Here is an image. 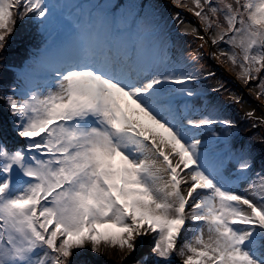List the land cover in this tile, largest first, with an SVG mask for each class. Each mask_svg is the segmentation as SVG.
I'll list each match as a JSON object with an SVG mask.
<instances>
[{
	"label": "snow or ice",
	"instance_id": "6c2138e0",
	"mask_svg": "<svg viewBox=\"0 0 264 264\" xmlns=\"http://www.w3.org/2000/svg\"><path fill=\"white\" fill-rule=\"evenodd\" d=\"M173 3L200 19L212 45L228 46L219 57L264 97V0ZM60 7L0 0V49L17 19L46 33ZM158 27L137 23L145 37ZM144 50L143 41L137 48L94 37L78 56L45 65L48 88L34 86L32 65L17 75L22 88L0 96L25 141L10 149L0 140V264H71L89 246L135 252L137 238L149 235L156 264H264V176L250 196L232 191L225 161L210 165L199 138L211 131L218 139L214 126L236 125L180 120L175 105L187 107L200 78L159 72ZM252 161L244 148L228 158L240 173Z\"/></svg>",
	"mask_w": 264,
	"mask_h": 264
},
{
	"label": "rangeland",
	"instance_id": "374dc122",
	"mask_svg": "<svg viewBox=\"0 0 264 264\" xmlns=\"http://www.w3.org/2000/svg\"><path fill=\"white\" fill-rule=\"evenodd\" d=\"M68 1L69 0H66V3ZM133 3L134 2L132 1L128 7H132ZM157 7H164L163 2L159 0L158 3L154 2V4H150V9L147 12L149 13L148 18L142 15L137 17L139 14H134L130 8L124 13L121 10H114L109 16H107L105 11L98 16V12L96 11L95 16L98 17L93 22L91 32L89 31V33H86L87 27H78L75 22L76 16H69L67 11H64L65 14L59 16V19L61 17L62 21L70 25L73 30L77 31L78 29L84 33L81 36V43L83 45L87 44L88 41L91 42L94 37L121 45H127L128 47L135 46L137 48L140 47L141 42L143 41L145 50L142 55L145 62H157L159 72L170 73L174 71L177 75L190 74L199 77L200 79L196 84L190 85L197 93V96L188 101L187 107H185L183 101H178L175 105V114L180 120L188 118L200 119L203 116H210L218 120L227 119L234 123L235 112L231 109L232 104L230 102L228 104V97L230 94L226 93V89H224V87L232 81L235 82L236 85L241 84V80L237 75V70L231 65L230 66L232 68L227 66L226 63H222L224 69H220L221 72L219 71V75H217V80L222 83V87L219 91H215L218 94H212L211 80L203 81V68L206 67L207 64H213L214 62V60L209 57L210 53L211 57L217 60L216 55L212 54V48L214 53L216 52V45H212L210 38L211 33L206 32L205 28H201L203 23L200 19L199 23L196 24L189 17V15L180 16L177 19L175 15L168 11L170 13L169 16L166 18L161 16L159 17L157 12H155V9L160 10V8ZM109 8L113 9V6L110 5ZM89 17L90 15H88L86 19H81L80 22L86 24ZM138 22H142L144 25H158L159 27L156 35L154 37H145L137 29ZM221 22H223V20H221ZM197 26L198 28H196ZM16 34V31H14L13 34L6 40L5 47L0 49V56L2 52H6V55L4 56L6 57V60L10 56L11 43L15 39ZM198 36H204L205 39L202 41L198 38ZM126 41L128 42L127 44H125ZM223 50L229 51L230 49L226 45ZM193 55H198L199 59L194 61L192 59ZM219 61H222V57H220L218 62ZM1 64L2 61L0 60V71L4 68ZM34 66L35 69L37 68L39 70V73H42L41 75L47 74L45 71V65L44 67L42 66V69L36 64H34ZM220 74H223L222 78H218L220 77ZM213 83V85H217V82ZM13 85V88L17 87L16 84ZM34 86L40 90H44L51 86V79L49 76H42L38 82L34 83ZM20 87L22 88L23 85H20ZM168 87L171 88L174 86L169 85ZM240 87H242L245 91V87L242 85ZM251 88H253L254 91H259L254 87ZM238 92H240L239 89ZM232 93L234 94L231 95H235L234 97L239 98L240 101L239 103H235L234 101L232 102L236 109L238 108L240 111H248L249 113L254 114L252 116H257L258 113L247 101H245L244 96L235 92ZM225 105H229V109L224 108ZM9 125H12L10 132L5 129V124H3L7 133L6 136H4V142L10 149L23 146L25 141L16 135L14 122L12 124L9 123ZM213 130L217 132L218 139L211 135V131L205 132L199 137L204 141V146L207 151L209 150L212 154L216 155V153H222L231 148L233 154L235 147H237V145L240 147V143L237 144L236 142L237 139L232 138L233 128L226 129L223 125H216ZM209 164H214L213 161L211 162V158H209ZM222 175L225 185L232 191L237 192L242 196H250V185L257 183L260 180V178L253 176L250 171L246 173L237 172L235 170V163H228V159L225 161ZM149 237H152V235H149ZM205 238H207V234H205ZM177 261L178 264H182V261L179 258Z\"/></svg>",
	"mask_w": 264,
	"mask_h": 264
},
{
	"label": "trees",
	"instance_id": "16d2710c",
	"mask_svg": "<svg viewBox=\"0 0 264 264\" xmlns=\"http://www.w3.org/2000/svg\"><path fill=\"white\" fill-rule=\"evenodd\" d=\"M132 1L134 2L132 7H128ZM160 1L163 2L164 7H157L160 8V10L155 9L159 17L166 18L170 14L168 11H170L176 17L189 15L194 23H199V18L187 9L177 7L173 3V0ZM57 2L60 3L61 7L46 33L42 32L37 22L30 18L25 20L17 19V27L15 26L16 28L14 30L17 34L11 43L10 56L7 60L6 57H4L6 52H2L0 56V60L2 61L1 66H4L0 71V96L11 95L10 89L13 88V84L23 85L17 80V75L23 73L29 66L36 64L42 69L44 64L60 63L64 61V59H67L69 55L74 54V51L81 48L77 46L79 39L77 35H74V31L71 30L70 25L64 23L61 17L59 19V16L65 14L64 11H67L69 16H76L75 22L78 23H80L81 19H86V17L90 15L87 23L92 26L95 19L104 11L107 13V16H109L114 10H121L124 13L130 8L134 14H139L137 17L142 15L148 18L149 13L147 12L150 9V4H154V2L158 3L159 0H69L67 3L66 0H57ZM110 5L113 6V9L109 8ZM96 11L98 12V16H95ZM196 28H198V26ZM201 28H205L204 24ZM224 46H226V44L221 43L216 45L215 53L212 48V54L216 55L217 60L211 57L210 53L209 57L213 59L214 62L213 64H207L206 67L203 68V81L211 80V91L214 95L218 94L214 89H220L222 87V83L217 80V75H219L218 72L220 69H224L222 63H226L223 58L222 61L218 62L220 59L219 52L223 50ZM226 65L230 66L228 63H226ZM209 73L213 75L209 76ZM39 77V70L34 68L32 74L33 82L35 83ZM222 77L223 74H220L218 78ZM213 82H217V85H213ZM241 85L245 87V91L240 87ZM254 85L255 82L250 85H245L242 81L241 84L236 85V83L232 81L229 82L224 89H226L227 94H230L228 97V104L229 102L232 104L231 109L235 112L234 124L236 127L233 128L232 138L237 139V144L240 143V147L237 145L235 151L241 148L250 150L253 158V166L250 172L253 176L261 178V176H264V97L257 98L258 91H254L253 88H251L254 87ZM237 88L241 93L238 92ZM232 92L244 96L245 101H247L258 113L257 116H249L248 111H240L238 108L237 110L232 103L233 97L235 96L231 95L234 94ZM224 108L229 109V105H225ZM13 122L14 117L9 114L7 106L0 101V140L3 142L4 136L7 134L6 130L8 132L11 131L12 125H9V123L12 124ZM3 124H5L6 130ZM207 152L213 163L219 159L226 161L232 156L231 148L225 152L216 153V155L212 154L209 150ZM135 243L137 246L135 252H121L118 248H107L102 246L99 253H94L90 250L89 246V248H86L70 258L71 264H156V257L152 253V247L154 245L153 237H138ZM177 259L178 258H176V264H178Z\"/></svg>",
	"mask_w": 264,
	"mask_h": 264
}]
</instances>
